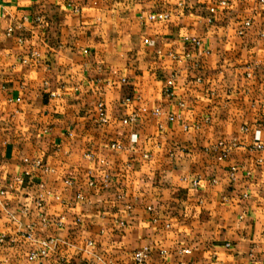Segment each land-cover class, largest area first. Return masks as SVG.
Masks as SVG:
<instances>
[{"label":"crops","instance_id":"1","mask_svg":"<svg viewBox=\"0 0 264 264\" xmlns=\"http://www.w3.org/2000/svg\"><path fill=\"white\" fill-rule=\"evenodd\" d=\"M156 12L169 18L148 20ZM98 101L108 123L96 121ZM262 101L258 0H0V234L14 238L0 243V264H136L142 246L144 264H264V148L249 147L253 136L264 145ZM219 140L237 145L222 161ZM29 224L34 237L60 240L47 257L28 259L35 245L19 232Z\"/></svg>","mask_w":264,"mask_h":264},{"label":"built area","instance_id":"2","mask_svg":"<svg viewBox=\"0 0 264 264\" xmlns=\"http://www.w3.org/2000/svg\"><path fill=\"white\" fill-rule=\"evenodd\" d=\"M259 2L261 3H264V0H258ZM74 10H77L76 7H74ZM209 12V16L207 18V22L208 23H212V16L215 12V9L213 7L209 8L208 10ZM169 18V14L166 13V12H156V13H151L148 15V20L150 21H164V20H167ZM35 19L37 21H39V17H35ZM251 19L247 18L243 21V23L241 24V26L238 28L237 30V33L238 34H243L244 31L249 28L251 26ZM22 24L21 23H17V24H14V25H10L8 26L6 29H5V35L7 36H10L12 35L15 31H19L22 29ZM19 41H21V37H19L18 39ZM182 41L184 43H188V44H192L196 47H200L201 46V39L199 37H192V36H184L182 38ZM30 55L32 57H36L38 55V53L36 51H31L30 52ZM252 66L249 65L247 66V76H251L252 74V70H251ZM122 82H125L126 80L125 79H122L121 80ZM163 94L165 96H169V97H172L174 95L173 93V89H172V83H170L168 86H166L163 90ZM52 96H54V93L51 94ZM140 99V97L138 95H135V96H127L125 97L122 101L124 103L130 101L131 99ZM180 107H183L184 106V103L183 102H179L178 104ZM262 105H264V101H262ZM140 112L142 113H147V114H151V115H154V116H158L161 114V109L159 106H155L153 108H147L146 106H141L140 109H139ZM96 112H97V118H96V121L100 124H105V123H108L109 122V117L107 116L106 114V109H105V104L103 101H98L96 103ZM139 116V113L138 112H134L132 114H130L128 117L124 118L122 121L123 123H128V122H134L137 120ZM180 118V115L179 114H174V113H170L168 114L167 116V119L170 121V122H173L175 121L176 119H179ZM205 121H208V118H205ZM194 128H199L200 127V124L199 123H196L194 124L193 126ZM189 129V126L187 124H184L183 126V130L187 131ZM138 140V136L137 134L133 133V134H130L129 136V141L132 143V144H135ZM109 147L114 149V150H120L122 148V145L120 143H117V142H112L109 144ZM237 147L236 143L235 142H226V141H223V140H219L215 145H214V150L216 151L217 153V160L219 161H222V160H225L227 157H228V154L230 153V151ZM250 149L251 150H263L264 148V145L256 140L255 136L252 137L251 139V144L249 145ZM148 155L144 154V157H147ZM27 164L32 167V168H38V169H41L42 171L44 172H51L53 171L52 169L50 168H47L46 166H44L42 164V162L38 159H32L31 161L30 160H26ZM258 162H261V159H258ZM235 172H236V167L235 166H232L230 169H229V178L231 180L234 179V176H235ZM24 174L25 176H28L30 175V171L29 169H26L24 171ZM18 181H22V178H17ZM68 183V181H66ZM209 182L211 184H215L216 183V179L215 178H212L209 180ZM198 184V179H194L193 180V185L196 186ZM5 192H6V187H0V200L2 199V197L5 195ZM50 194L47 192L45 194H42L40 195L36 200V205L37 207L40 209L44 206V202H45V198H47ZM248 195L245 193L244 194V197H247ZM56 199H58L59 197L58 196H55ZM9 216L12 218V219H15V216H13L11 213H8ZM38 222L39 224H41L42 226H47L48 224H50V220L49 218L44 214V213H41L39 215V218H38ZM58 225H61L60 222H57ZM34 227V224H29L27 226V230L26 231H23V232H19L20 235L26 237L28 240H30L31 242L34 243L35 245V248H33L29 254H28V259L30 261H34L36 259H39V258H45L48 256V254L52 251H54L58 244L60 243V240L56 237H43V238H36L33 236V233H32V228ZM14 242V238L10 237V238H7L5 234H0V243H13ZM93 243L91 241H87V245L88 246H91ZM226 246H229V244L227 243ZM184 253H189V249H183L182 250ZM165 251H162V254H164ZM150 254V248L148 246H142L140 248H138L137 250H135L134 254H133V259L135 261L136 264H144L146 259L148 258ZM95 259L96 261L102 263V264H113V262L109 259L105 260L103 258H101L99 255H95ZM188 264H194L193 262H190Z\"/></svg>","mask_w":264,"mask_h":264}]
</instances>
